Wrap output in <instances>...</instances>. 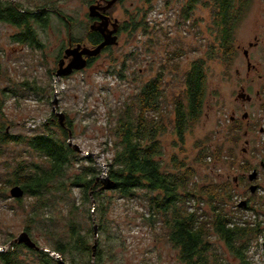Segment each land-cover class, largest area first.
Masks as SVG:
<instances>
[{
    "label": "rangeland",
    "instance_id": "rangeland-1",
    "mask_svg": "<svg viewBox=\"0 0 264 264\" xmlns=\"http://www.w3.org/2000/svg\"><path fill=\"white\" fill-rule=\"evenodd\" d=\"M101 1L55 0L47 29L38 27L46 44L42 51L16 43L13 36L19 30L0 24V102H3L0 125L7 127L10 134L25 137L56 131L54 125L58 118L53 103L57 95L58 112L64 113L67 122L72 123L70 130L73 138L68 143L78 145L83 151L75 160L74 172L71 174H75L79 168L89 167L87 158H91L103 170L100 178L108 176V163L115 154L111 128L119 112L145 84L162 72L164 118L169 124L168 132L161 137L165 147V167L171 169L172 159L176 157L179 163L193 170L194 181L200 186H232L235 205L231 203L229 211L235 212L242 221H257L264 229V171L261 168L264 162V133H261L260 124L251 138H246L242 130L229 132L227 124L222 123L218 106L220 94L230 99L237 89L238 81L230 75L231 71L234 73L239 69L245 73L247 70L248 62L243 49L250 51L252 63L259 69L255 75V86L259 88L264 81L258 76L264 70V0H253L236 29L234 47L243 49H238L240 53L234 67L233 63L228 64L225 60L221 62L220 57L208 58L212 47H215V51L220 47L210 9L197 7L192 19L185 22L182 14L188 0H154L151 11L144 0H126L116 5L110 16L122 24L128 16L140 12L142 19L144 13L150 11L147 17L149 35L142 32L132 36L122 33L118 45L100 55L87 69L67 78H58V59L62 56L63 48L69 47V41L74 42L75 39L90 47L86 29L88 25L100 26L99 23L90 22V7ZM56 13L72 19V25L62 22ZM250 44L258 46L251 49ZM177 53L179 55L175 60L169 61V57ZM198 59L207 61L204 110L184 141H180L172 127L175 120L174 102L185 90V74L190 70L191 63ZM122 69L127 75L124 80L118 74ZM137 72L142 75L137 77ZM19 159L40 163L36 153L26 143L12 144L0 156V252L11 250L15 240L27 232L29 212H22L12 198L14 186L3 184L8 179L7 173L12 171ZM255 169L259 171V178L250 182L248 178ZM242 177L245 178L246 188L242 186L239 189L234 182ZM255 185L259 186L258 191L252 195L250 186L253 188ZM244 191H247L245 195ZM106 193L108 199L112 196L114 199L106 218L110 224V234L95 235L93 245L101 239L107 242L108 237L109 240L111 237L116 240L112 247L110 242L105 245L102 264H182L178 250L169 243L164 229L145 220L148 209L144 200H124L112 190ZM82 197L81 190L77 188L69 193L70 201L82 203ZM242 198L250 199L251 209L256 212L251 209L239 211L237 208ZM108 201L112 202V199ZM65 205L60 199L57 215L67 214ZM98 205V200L93 197L90 203L81 208L80 220L85 224L91 223L94 230L99 225V215L96 213ZM90 210L89 216L87 211ZM204 212L210 213L211 209L205 205ZM61 224L63 227L64 224ZM65 231L62 230V233ZM33 234L41 250L61 260V256L56 257L57 254L50 249L48 236L38 231ZM213 242L227 264H247L234 257L216 236ZM20 258L24 264H36V258L28 250L23 251ZM248 261L249 264H264V234L252 243ZM87 263L95 264L94 257H90Z\"/></svg>",
    "mask_w": 264,
    "mask_h": 264
},
{
    "label": "trees",
    "instance_id": "trees-1",
    "mask_svg": "<svg viewBox=\"0 0 264 264\" xmlns=\"http://www.w3.org/2000/svg\"><path fill=\"white\" fill-rule=\"evenodd\" d=\"M125 1L119 0L116 5ZM54 2L55 0H0V24L19 30L13 36L16 43L42 51L46 44L41 38L40 29H47L55 8L52 7ZM153 2L154 0H144L150 11L153 9ZM252 3L253 0H188L184 4L182 17L186 22L192 19L197 7L210 9L220 47L217 51L212 47L208 58L219 59L220 49H223L224 60L231 62L236 29ZM150 11H146L142 19L140 12L128 16L125 22L119 24L120 33L132 36L142 32L149 35L147 17ZM57 15L62 22L72 25V19ZM86 31L89 48L94 49L104 41L103 36L92 31L89 25ZM77 42L74 39L73 44L77 45ZM112 48H106L103 53ZM178 55L179 53L171 55L173 59L170 56L169 61L175 60ZM97 59L98 57L89 58L91 65ZM206 65L207 61L204 59L191 63L190 70L185 74V90L175 98V120L172 127L180 141H184L187 133L202 117L207 92ZM118 74L123 80L127 77L125 69ZM140 75L142 74L137 72L136 76ZM162 76L161 72L124 105L111 128L115 154L108 163V176L117 184L112 193L124 200L146 202L148 216L144 215L145 220L164 229L167 240L178 250L182 264H227L222 252L213 242L215 236L234 257L249 264L251 245L264 234V229L257 221H242L235 212L229 211V205H235L232 186H200L194 181L193 170L179 163L176 157L172 159L171 169L165 167V147L161 137L168 132L169 124L164 118ZM2 109L3 102H0V114ZM54 127L56 131L25 137L10 134L7 127L0 125V156L6 153L10 145L20 143L29 145L38 156V164L17 160L3 184L22 187L25 196L14 201L22 212H29L26 231L38 247L40 244L33 233L38 231L39 234L48 236L50 249L59 254L61 260L55 259L49 252L14 243L11 250L0 252V264H24L20 256L25 250L33 254L36 264H89L87 260L94 257V253L95 264H102L105 245L110 242L112 247L116 240L115 237H111V240L108 237L107 242L97 240L94 252V236L110 234V224L106 218L114 199L113 196L109 197L110 201L112 199L109 202L105 196L107 193L102 190L103 185L99 180L103 170L93 159L87 158L89 167L79 168L75 174H71L74 172L75 160L80 156L68 143L71 135L73 136L70 130L72 123L67 122L66 117L63 126L56 119ZM9 167L11 168L10 165ZM75 188L80 189L83 194L82 203L69 199V193ZM92 196L99 202L96 211L99 215L97 234L90 226L91 223L85 224L80 220L81 208L91 202ZM60 199L66 204L67 214L64 216L57 215ZM205 205L211 209L210 213L204 212ZM87 212L90 216L91 210ZM60 222L64 224L63 227ZM62 230L66 231L62 233Z\"/></svg>",
    "mask_w": 264,
    "mask_h": 264
},
{
    "label": "flooded vegetation",
    "instance_id": "flooded-vegetation-1",
    "mask_svg": "<svg viewBox=\"0 0 264 264\" xmlns=\"http://www.w3.org/2000/svg\"><path fill=\"white\" fill-rule=\"evenodd\" d=\"M108 1L111 0H102L101 2H96L95 5L100 4L106 6ZM107 16L110 17L111 19V25L110 29L112 28V25L118 21L115 19H112L110 15H108V12L106 13ZM102 20L100 18L93 19L92 23H101ZM122 33H120V27L118 29V33L116 34L118 38L120 37ZM78 45L82 44H77L74 45L72 41H69L68 43V48L65 49V53L62 54V56L59 57L58 59V71L60 69V63L62 60L65 61L66 65H68L73 58H66V50L69 48H75ZM86 46V45H83ZM258 44H250V48H256ZM87 47V46H86ZM89 48V47H88ZM238 49H243V48H235L234 47V54L232 56L231 62H228V64L233 63L232 67H234L235 61L237 60V56L240 53ZM244 56L247 60V70L245 73H242L241 70L237 69V72L231 71L232 73L230 75L234 76L236 78V81H238L237 89L231 94L230 99L225 97L224 95L220 94L218 98V106H219V113L221 115L222 123L227 124V127L230 128L229 132H239L243 131L244 136L246 138H251L253 135H255L256 129L258 128V124H260L261 128V133H264V81L260 85L259 88L255 86V75L259 71L258 67L252 63L251 60V55L250 51L247 49H243ZM103 54V53H102ZM101 54V55H102ZM99 57V56H98ZM229 57V56H228ZM86 60L88 61V65L85 69H87L91 65V61L89 60L88 57H85ZM220 59L221 62H223L224 57H223V49H220ZM229 70H227L228 72ZM261 74L258 75L259 79L264 80V70H261ZM230 72V71H229ZM77 72H74V74ZM254 76V77H253ZM67 78V77H64ZM232 130V131H231ZM248 144V143H247ZM261 168H263L264 171V162L261 163ZM257 173V179L259 178V171L255 169ZM251 176H249V181H251ZM254 180V181H256ZM235 185L237 188H246V182L245 178H238L235 180ZM254 187H257L255 191H253L252 186H250V191L252 195H255L258 191V185H255ZM247 191H244V194H246ZM244 197V196H242ZM240 204H245V207L241 208L239 205V209L242 210H250L252 208L251 200L250 199H245L242 198V201Z\"/></svg>",
    "mask_w": 264,
    "mask_h": 264
},
{
    "label": "water",
    "instance_id": "water-1",
    "mask_svg": "<svg viewBox=\"0 0 264 264\" xmlns=\"http://www.w3.org/2000/svg\"><path fill=\"white\" fill-rule=\"evenodd\" d=\"M119 0H111L108 1L107 5H92L90 7V18L91 19H97L100 18L102 20L101 23H99V27H96L93 25L91 27V30L94 32H99L103 36V42L96 48H88L83 45H78L75 48H69L66 50V58H73L71 62L66 65L65 61L62 60L60 63V69L57 72L58 78H64L69 77L74 74V72L83 71L87 65L88 61L85 57L88 58H96L100 56L103 51L108 47H114L118 45V36L116 35L118 33L119 29V22L116 21L112 28L110 29L111 25V19L109 16L106 15L107 12H109L117 3ZM59 100L57 98V95L55 96V102L53 103V110L56 114L57 118L59 119L60 123L64 126L66 121V115L62 112H58V105ZM72 135H71V141H72ZM71 147L77 152L81 153L83 152L82 149L78 146L70 142ZM251 181L254 182V180L257 179V173L254 172L251 176ZM100 182L103 185L102 190L104 191H111L114 190L117 186L116 182L113 181L109 176H102L100 179ZM253 191L257 189V187L252 188ZM11 196L14 199H22L25 196V192L20 186H15L11 190ZM240 207H245V204H240ZM98 229L95 227V233L97 234ZM16 244L20 245H26L30 249L35 250H41L38 245L33 241L32 237L28 232H24L18 239L15 240ZM3 251V250H2ZM96 251V245L94 246V252ZM54 254V253H53ZM55 255V254H54ZM56 257H60L59 254L55 255ZM95 257V253H94Z\"/></svg>",
    "mask_w": 264,
    "mask_h": 264
}]
</instances>
